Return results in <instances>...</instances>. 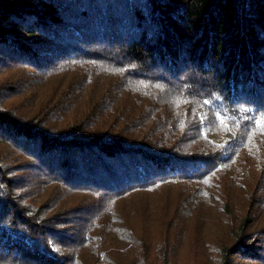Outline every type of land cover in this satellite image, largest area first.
Masks as SVG:
<instances>
[{"label":"trees","instance_id":"trees-1","mask_svg":"<svg viewBox=\"0 0 264 264\" xmlns=\"http://www.w3.org/2000/svg\"><path fill=\"white\" fill-rule=\"evenodd\" d=\"M0 264H264V0H0Z\"/></svg>","mask_w":264,"mask_h":264}]
</instances>
